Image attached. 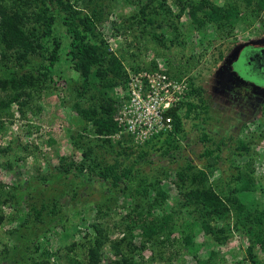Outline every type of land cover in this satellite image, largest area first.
Listing matches in <instances>:
<instances>
[{
	"label": "rangeland",
	"instance_id": "1",
	"mask_svg": "<svg viewBox=\"0 0 264 264\" xmlns=\"http://www.w3.org/2000/svg\"><path fill=\"white\" fill-rule=\"evenodd\" d=\"M40 1L0 0V5L8 13L19 8L25 14L23 18L29 20L27 14L42 10ZM43 1L47 8L53 7ZM63 1L77 12L74 15L87 18L104 61L111 56L125 68L150 70L155 59L166 58L170 76L192 79L196 93L188 99L200 109L188 119L181 117L174 151L163 155L162 144L149 141L135 147L126 142L122 151L129 158L123 159L115 156L120 145L102 146L80 113L72 109L77 101L75 89L81 82L76 72L66 71L70 79L65 76L55 85L39 83L37 88L22 91L25 96L16 97L0 116V201L7 199L6 205L0 204V264H71L72 260L83 264L95 236L93 225L100 230L97 238H106L97 253L98 264H250L244 227H233L234 215L243 219L245 211L238 213L225 201L227 218L207 217L203 212L206 209L200 206L198 211L189 203L184 207L183 195L190 189L203 188L226 197L229 188L237 187L233 181L240 177L239 202L249 207L250 213L264 210V94L254 91L264 89V80L258 77L252 62L248 65V49L232 64V70L244 83L242 91L251 88L254 95L241 94L237 84L228 87L223 72L241 44L264 37V12L255 17L245 11L241 0H165L162 4H147L146 0ZM177 2L184 6L233 2L244 14L246 24L238 18L231 28L216 30L208 26L200 35L190 30L187 9L179 13ZM37 28L29 20L22 31L36 32ZM161 33L173 39L172 43L160 47L162 44L153 36ZM18 51L13 48L7 51L9 59L0 58V73L6 70L20 78L34 74L45 62L36 50L26 54L27 64L17 65L13 55ZM7 91L15 94L10 88ZM88 95L96 93L90 88L77 101L80 108L87 106ZM239 143H244L247 151L237 149ZM85 146L93 148L92 161L99 162V168L112 165L116 159L114 174L128 168L130 173L113 185L110 178L99 177L97 169L78 171L75 168L83 163L80 154ZM208 149L213 151L210 156L204 154ZM140 153L143 158L136 163L138 158H133ZM199 171L205 173V179L190 183L188 177H196ZM176 173L185 178L179 181ZM156 191L166 197L158 198ZM153 198L156 203L151 209L147 205ZM150 209L147 221L155 219L156 231L149 239L139 237L137 232L130 238V226L140 220L136 212L145 216ZM201 222L223 229L219 241H214L215 233L200 234ZM152 226L149 224V228ZM184 234L193 244L191 249L181 241ZM46 241L52 255L41 258L39 252ZM29 242L38 245L30 257L33 262L24 249ZM113 244H117L116 250ZM251 252L264 264V247H254Z\"/></svg>",
	"mask_w": 264,
	"mask_h": 264
},
{
	"label": "trees",
	"instance_id": "2",
	"mask_svg": "<svg viewBox=\"0 0 264 264\" xmlns=\"http://www.w3.org/2000/svg\"><path fill=\"white\" fill-rule=\"evenodd\" d=\"M53 7L47 8L45 2L41 0L43 7L42 10H39L36 14H27L26 17H29V20L38 26L36 32L34 29L28 30L27 33L22 31V28L26 27V23L29 20L23 18L25 14L20 10H15L12 13L5 11L0 5V58L9 59L7 51L15 49L18 51L13 55V58L16 60L17 65L27 64L28 60L26 59V54H33L36 50V55L44 60L43 65L39 66L38 69L34 71V74H27L24 76L16 77L14 74H10L6 70H3L0 73V93H3V96H0V116L6 113L9 106L15 102L16 97H19L23 94L22 91H30L33 88H37L40 84H45L50 82L52 85H55L58 79H63L66 76V71L73 70L76 72L80 79V85L75 89V99L81 101L83 96L91 88L96 93L94 95H88L89 100L85 108H80L78 102L76 101L72 105V109L78 111L81 119H83L92 129V134L100 140L102 146L107 145L108 147L112 146H121V150L118 148V152L115 153L116 157H121L123 159L129 158L128 154L122 151V144L126 142L129 143V140L125 141H116L112 142L108 136L112 135L115 132V124L112 121V115L115 111L114 105H116V100L112 98V91L118 84H124L126 81V75L123 70V66L120 65V62L111 56H108L106 60H103L105 56L97 42L93 40L92 31L90 26L87 24V18H79L74 14L77 12L71 9L70 4L64 2L63 0H47ZM157 1L158 3H164L165 0H146L147 4H152ZM242 7L245 11L249 13L252 12L255 17L258 16L260 11L264 12V0H241ZM179 4V13L184 9H187V17L189 19L190 30H194L197 34L202 33V31L211 26L212 28L219 30L220 28L230 27L236 19H241L246 24V19L244 14H240V9L238 4L224 2L219 6L208 5L200 2L195 3H186L184 6L181 2ZM21 5L25 3H20ZM182 5V6H181ZM159 6V5H158ZM142 13V10H141ZM178 18V15L175 16ZM24 20V22H23ZM189 30V31H190ZM157 42L161 43L165 47L164 43H172L170 38H166L164 33H161L159 36H153ZM160 44V45H161ZM67 77V76H66ZM56 78V80H53ZM70 79V78H66ZM68 80H63L68 82ZM188 83V96L196 93L192 88V79H187ZM14 91V95L11 96L10 92L7 89ZM40 89V88H38ZM36 89V90H38ZM109 93V94H108ZM24 95V94H23ZM25 96V95H24ZM183 106V113L181 117L183 119H188L191 113L196 114L198 109H200L193 101H186L180 104ZM172 118V132L156 136L149 141L154 143L162 144V154H167L168 151H174L176 149L175 135L180 130V120L181 117L175 113V109L169 111L168 113ZM148 141V142H149ZM120 142H122L120 144ZM76 144V143H75ZM147 144V142H146ZM145 143L143 145H146ZM80 147V146H79ZM219 148L218 144L215 145V151ZM237 149L241 151H247L244 143H239ZM93 148L85 146L81 152V159L83 163L81 166L76 167L78 171L83 169H97L99 177L105 179L110 178V182L114 185L116 184L121 177H126L130 168L124 169L119 174L115 175L114 170L118 166V162L115 159L112 165H107L99 168V162L92 161ZM211 150H205V155H212ZM241 152H238L239 155ZM138 158H143V155L140 153L134 156L133 160ZM133 167V166H130ZM247 175V173H246ZM185 178V175L182 173H176V179L182 181ZM205 179L204 172H197L195 176H189L188 180L190 183L197 181V184ZM240 177L236 178L233 181V185L236 184L237 187L229 188L227 191L226 197H221L217 193H211L207 189L203 188H193L183 195L184 207L189 203L193 207L194 211H198V206L201 209H206L204 214L205 216H215L216 219L224 220L228 217L229 207L226 205L225 201L230 203V206L234 207L238 213L245 211L244 218H237L235 214L233 227L235 230H238V226L241 228L244 227V233L247 236L248 240V249L249 253V262L250 264H260L255 256L252 254V249L254 247L263 248L264 247V210L255 211L250 213L249 207L244 206L242 202H239L237 199L238 189L241 187ZM248 180V179H247ZM246 180V182H247ZM200 181V182H198ZM12 189H14L12 187ZM247 190V189H246ZM145 195L146 189H143ZM156 195L160 199H164L166 195L161 191H156ZM7 204V199L0 201V204ZM156 203V198H153L152 202L147 206L153 208V205ZM155 208V207H154ZM151 209L146 211L145 216H142L143 213L136 212L135 216H140L139 224L130 226L129 237H134V232H137L139 237L143 239H149L154 230V220L151 219L147 221V216H151ZM153 218V217H152ZM167 220L168 216L165 217ZM245 223L243 225V223ZM135 224V223H133ZM149 224H153L149 228ZM199 230L200 234L212 236L214 233L217 236H214V241H219L223 229H217L211 226L209 223L201 222ZM93 230L95 236L92 238L91 243L88 245L86 250V257L83 264H98L97 253L100 249V246H103L104 241H106L105 236L102 239L97 238L99 234V228L97 225H93ZM160 229V228H159ZM156 229L154 230V232ZM169 233V232H167ZM101 236V234H99ZM191 237V236H190ZM166 239V238H165ZM167 242V240H163ZM161 242L162 243L164 242ZM181 241L187 249H191L192 242L189 240V236L184 234L181 236ZM35 243V242H34ZM33 242H29L25 246V252L27 254L28 260L34 255V250L37 249V244L34 245ZM117 244H113L112 248L116 250ZM119 251H116L118 253ZM41 258H47L49 255H52L48 247V243L42 247L41 252H39ZM14 260V259H13ZM31 261V260H30ZM33 262V261H31ZM37 264V263H31ZM40 264H44L40 262ZM71 264H79L77 261H71ZM121 264V263H118Z\"/></svg>",
	"mask_w": 264,
	"mask_h": 264
},
{
	"label": "built area",
	"instance_id": "3",
	"mask_svg": "<svg viewBox=\"0 0 264 264\" xmlns=\"http://www.w3.org/2000/svg\"><path fill=\"white\" fill-rule=\"evenodd\" d=\"M155 60L150 70L123 66L126 81L113 90L115 132L108 136L111 142L129 140L135 147L143 145L156 136L172 132L169 111L175 109L181 117L183 106H178L189 101L188 77L170 76L166 58Z\"/></svg>",
	"mask_w": 264,
	"mask_h": 264
},
{
	"label": "flooded vegetation",
	"instance_id": "4",
	"mask_svg": "<svg viewBox=\"0 0 264 264\" xmlns=\"http://www.w3.org/2000/svg\"><path fill=\"white\" fill-rule=\"evenodd\" d=\"M245 44H247L246 46H244ZM248 49V54H250L249 57H247L249 60L248 65L253 64L255 69L258 72V77H260L262 80H264V37L260 38V39H256L254 41H249L246 43L241 44L237 50L235 51V55L234 58L232 59L231 62H229V65L227 67V70L223 71L224 75L227 76V85L228 87H230L233 84H237V86L241 87V94L242 92H245L246 94H252L254 95L255 93L251 92V88L245 89L244 91H242V87L244 86V83L242 81H239L236 74L233 72L232 70V64H234L235 62H237L239 60V57L242 56L243 54H241L243 52V50ZM229 70V73H227L226 71ZM222 72V74H223ZM226 72V74H225ZM239 84V85H238ZM237 90V91H240ZM254 91L256 92V94H264V89L261 87L260 90L259 89H254ZM238 94H240L239 92H237Z\"/></svg>",
	"mask_w": 264,
	"mask_h": 264
},
{
	"label": "water",
	"instance_id": "5",
	"mask_svg": "<svg viewBox=\"0 0 264 264\" xmlns=\"http://www.w3.org/2000/svg\"><path fill=\"white\" fill-rule=\"evenodd\" d=\"M247 44H245L244 46H246Z\"/></svg>",
	"mask_w": 264,
	"mask_h": 264
}]
</instances>
